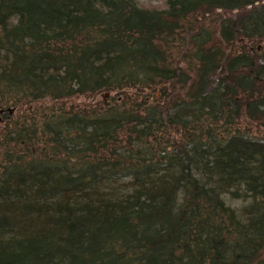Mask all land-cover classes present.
Returning <instances> with one entry per match:
<instances>
[{
    "label": "trees",
    "instance_id": "obj_1",
    "mask_svg": "<svg viewBox=\"0 0 264 264\" xmlns=\"http://www.w3.org/2000/svg\"><path fill=\"white\" fill-rule=\"evenodd\" d=\"M154 1L0 0V264H264V0Z\"/></svg>",
    "mask_w": 264,
    "mask_h": 264
},
{
    "label": "rangeland",
    "instance_id": "obj_2",
    "mask_svg": "<svg viewBox=\"0 0 264 264\" xmlns=\"http://www.w3.org/2000/svg\"><path fill=\"white\" fill-rule=\"evenodd\" d=\"M142 4L144 5H152V4H161V2H156L154 0H144L142 1ZM105 97V96H104ZM99 99H103V96H99ZM221 199L223 200V202L225 203V205L229 208H231L238 217H243L244 213H245V210L247 209V207L249 206L250 202H245L241 199H237V198H234L232 197L231 195H222L220 196Z\"/></svg>",
    "mask_w": 264,
    "mask_h": 264
},
{
    "label": "water",
    "instance_id": "obj_3",
    "mask_svg": "<svg viewBox=\"0 0 264 264\" xmlns=\"http://www.w3.org/2000/svg\"><path fill=\"white\" fill-rule=\"evenodd\" d=\"M107 97H108V94L105 96V98H107ZM29 109H30V108H29ZM8 112H9L10 115H12V114L14 113L13 110H8Z\"/></svg>",
    "mask_w": 264,
    "mask_h": 264
}]
</instances>
